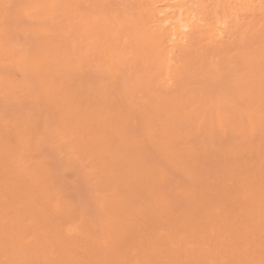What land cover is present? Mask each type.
I'll use <instances>...</instances> for the list:
<instances>
[{
	"label": "bare ground",
	"instance_id": "bare-ground-1",
	"mask_svg": "<svg viewBox=\"0 0 264 264\" xmlns=\"http://www.w3.org/2000/svg\"><path fill=\"white\" fill-rule=\"evenodd\" d=\"M261 67L264 68V0H0V99L10 103L26 97L35 108L28 111L30 115L39 112V105L61 112L59 121L51 125H40L29 116L23 125L22 144H29L32 134H37L40 129H50L58 146L67 149L65 172L75 171V182L83 173L95 181L93 185L98 197L106 199L108 206L102 217L104 238L95 236L91 230L78 228L75 233L99 249L107 250L119 238L128 237L125 231L129 229L125 227L132 224L127 220L131 217L129 213V217H123L127 213H123L122 205L128 203V198L122 196L117 186L119 178L131 176L136 184L134 193H138L142 185H153L156 175L161 184L167 185V179L171 180L172 175L166 171L172 170L170 166L175 164L179 173L187 171L185 176L193 177L191 169H196V164L194 166L189 159L193 157L195 161L202 150L176 148L185 139L183 133L177 131L180 123H196L198 132L208 131L211 137L216 131L224 138L234 135L236 146L230 152L234 155L254 153L264 163V145L255 150L254 142L251 146L247 142L264 136V69ZM73 77L89 96L78 98L77 89L67 87ZM235 78L241 84L234 89L236 82L230 81ZM206 79L210 80L211 88L206 85ZM223 80H228L232 86L219 87ZM213 87L218 88L216 92ZM146 96L156 103L158 111L169 115L158 128L151 122L152 125L143 123L148 126L144 128L148 134L138 140L140 135L136 127L139 121L137 123L138 118L129 110L133 105V111H136L137 107L131 104L133 99L142 101ZM129 120L136 121L132 122L135 133L133 129L129 131ZM146 136L151 137L150 144L155 139L153 145L158 146L162 154L159 155L165 157L161 161L167 159L162 164L166 167L168 162V170L164 171L158 162L147 165L150 155L147 162V154L145 157V150H141L148 143ZM41 141L43 139L39 140V146ZM130 146L137 152L134 153L132 148L131 154ZM7 147L16 155L13 163L29 178L32 188L26 197L21 195L10 202V194L0 195L2 201L11 205L8 211L13 215L12 219L0 221V230L6 236L0 242V252L5 253L8 249L4 246L8 245L12 246V254L30 253L29 258H32L38 249L48 244V233L36 230H41L37 215L42 211L33 203L35 189L61 214L65 209L61 198L55 194L51 168L42 165L31 172L9 141ZM263 169L260 166L255 175L247 176L261 187L247 180L240 185L236 175H229L232 178L226 182L222 180L225 185L235 186L232 192L230 187L227 190L230 195L234 193L228 201L234 205L235 212L217 211L215 220L220 221L208 220L205 228L190 225V220V224L187 222L184 226L174 221L173 228L164 224L165 229L156 222L157 232L154 231L158 236L152 234L156 237L154 246L158 249L165 246L170 254L167 264L176 261L181 264L182 255L186 261L196 259V264H229L228 257L218 256L215 246L217 249L228 248L231 255L235 252L248 254L242 248L228 247L220 240L218 229L229 220L237 227L232 232L238 239L247 236L258 245L253 255L264 256ZM4 177L0 175V183L7 185ZM194 183L197 185L196 181ZM12 190L17 193L16 188ZM152 193L156 211L168 213L173 208L174 203L169 201L162 187L153 189ZM66 207L71 210L68 219L74 221L80 217L73 204H66ZM176 226H183L182 230ZM188 237L191 242H187ZM247 247L251 248L249 244ZM10 258L12 260V256H5L4 262L8 263ZM128 258L131 264H141V259L139 261L131 254ZM156 258L153 259L155 264L159 261ZM56 260H59L56 250L51 248L47 262L53 264ZM260 264L264 262L260 260Z\"/></svg>",
	"mask_w": 264,
	"mask_h": 264
},
{
	"label": "rangeland",
	"instance_id": "rangeland-1",
	"mask_svg": "<svg viewBox=\"0 0 264 264\" xmlns=\"http://www.w3.org/2000/svg\"><path fill=\"white\" fill-rule=\"evenodd\" d=\"M44 38L45 37L41 38L40 40H43ZM260 70H261V73H263L262 69ZM256 71L260 73L258 69ZM236 79L237 78H235V81H233L232 79L230 81L232 84L233 82H236L233 84V87L236 84L234 89L240 83V82H237ZM227 81L223 80V82L218 84L220 85L219 87L224 86L223 88H225L228 85H230L231 87L232 84H230ZM207 82L208 83L206 85H208L211 88L212 86L209 85L210 80H207ZM78 85H79L78 82L75 81V78L73 77L71 81L68 82L67 87L70 89L76 88L78 98L87 97L90 95V94L86 95L85 92L83 91L84 89L82 90V88L79 87ZM93 85L96 86V83H94ZM216 88L217 87L214 88L215 89L214 92H216V90L218 89ZM135 99H133L132 100L133 103H131V104H134V107L135 106L137 107L136 111L134 110L135 114L133 111V105L130 106L131 108L129 111L132 113V116L134 115L138 118V120L137 118L136 120H137V123L139 121L138 125L140 126L138 127L137 125L136 127L137 131L136 130L135 131L137 132L138 135H140L139 136L140 138L139 137L137 138L136 134H135L136 135L135 138L140 140L141 138H143V136H145V134H148V130L147 132H145V129H144L147 125H150L152 123L156 125L158 128V125L162 123L166 118H168L169 113L164 112V111H161V112L158 111V108L155 107L156 103L155 102H154L155 104L152 103L153 101L151 102L148 96L143 98L142 101H140L141 99L138 100V98H135ZM39 107H37L39 108L38 113H35V115H30L28 111L34 110L35 108L28 101H26V97H21L18 102L12 101L10 103H6L4 100L0 99V136H1L0 175L3 174L5 176L4 180H6L7 182V185H3L2 183H0V195L10 194L11 195L9 197V202H10V201L19 199L21 195L22 197H26L32 188L29 178H27L26 175L20 173L19 169H17L13 163V159L15 158L16 155H14L13 152L8 151L7 142L9 141L10 145H13L16 148V152L18 154H21V159H23L24 164L28 166L29 171L33 172L36 170V168L42 165H46L49 168H51L52 170L51 173L53 175V180H54V191H55V194L59 198H61L63 202L62 206L65 209V211L61 214L59 211L54 209L51 206V204L45 202L39 196L37 189H35V192H34L35 195L33 196V203L42 211L40 215H37L38 220L41 221V225L38 228L41 230L39 231L37 228L36 230L38 232L48 233V244H50L52 247H49L48 244L45 243L42 246V248L38 249V251L33 255L32 258H29L30 253L21 254L20 256H18V254H12V252L10 251L12 246L6 245L4 246V248H7L8 250L5 253L3 251L0 252V264H51V261L47 262V258H48L51 248H54L56 250V255L58 256V259H59L58 261L56 260L55 263L53 264H75L76 261H77L76 264H131L129 263L130 260L128 258V255L130 254L132 255V257H135V258L137 257L139 261L141 259L140 261L141 264L142 263L143 264H155L153 259H155L156 256H157L156 259L159 260L157 264H167L170 254L168 253L167 249L164 248L165 246L162 247L163 245H161L162 248L159 247L160 250L156 247V245L154 246L156 237H154L152 234H155V231L157 232L156 222L159 221V223H161L162 229L166 228L164 224L170 226L176 221L177 223L179 222V225L181 224L184 226L187 222L189 225L190 224L189 220L191 221L190 225L193 226L194 224V225H199L205 228V224L209 222L208 220L220 221V219L215 220V218H218V216L215 214L217 211L222 210L224 211V213L227 211L226 212L227 214L230 212H235L234 211L235 208H233L234 205H232V202L230 200L228 201L229 197L232 194H234L232 193L230 195L228 191L230 189H231L230 192L235 190V186L230 187L227 184L225 185V182L229 178L233 177L232 175H236V179H240V183H239L240 185L242 181L247 180V181H250L252 184L256 183V185H258L259 187L262 186L261 184H258L257 182H255L254 179H248L247 177V176L255 175L257 173L256 169H258V167L262 166L264 168V163L260 161L261 157H258L259 155L254 154V153L250 154V152L248 154L244 153L245 155L243 153L239 155H234V152L232 151L230 152V150L236 146L235 141L237 139L235 140L234 135H229L228 136L229 138H224L221 136L223 134H220L216 131L217 133L214 132L212 136L213 138H212L211 135H209L208 131L198 132V126L196 123L182 122L177 126L178 133H183L182 135L185 137V139L181 140L176 145L177 149L192 147V148L202 150V153L201 151L200 153L198 152L199 156L197 157L195 156L197 159L194 158L196 163L195 161H193V157L192 159H189L191 162H194V166L196 164V167H195L196 169L194 170L191 169L193 171V172L191 171L192 174L195 175V176L192 175L193 176L192 178L189 176L187 178V176H185V175H188V172L186 170H185L186 172L179 173L178 171L179 169H177L178 165L176 166V164L174 165V167L170 166L172 170L173 168L175 169L174 170L175 172L172 170H168V168H170V167H167L169 166L168 162L166 164L167 165L166 167H165V164H162L163 162L165 163L167 159L165 161H161V159L164 156L163 157L160 156L162 154L159 153L160 151H158L159 150L158 146L153 145L154 140H155L154 138H153L154 139L153 143L151 142L152 144H150L149 140L151 141V137L149 139L148 137L149 135H148L146 136L148 138V141H147L148 143L146 142L147 143L146 146L144 144L146 148L141 147V150L144 149L146 151V152L143 151L144 153L143 155H145L146 157V154H147V157H146L147 162L149 161V159L150 161L152 160L154 162L150 163L149 161V163H147L145 161V163H147V165L151 164V166H153V164L156 165V162L159 163V164L157 163L158 165L162 164L163 165V166L161 165L162 168L164 167L163 168L164 171L168 170L166 172H170V174L172 175V179L171 180L167 179V185H164V184H161L160 180L157 178V175H156L154 178V183L152 182L153 185H151V183L147 185L144 184L142 185L143 187L139 189L138 193H134L136 184L133 183V180H131L132 177L129 176L126 178L125 176V177L119 178L117 186L119 190L122 192L121 193L122 196L124 197L126 196L128 198V201H127L128 203L122 205L123 213L124 212L127 213L126 215L123 214V217H129V214H130L131 215L130 218L132 219L127 218V220L129 223H132V224H130L131 226L127 225L125 227L126 229H129L125 231V236L128 235V237L126 236L125 238H123L124 240L123 239L120 240L121 238H119L118 240H116L115 242L116 244H114L113 246L111 245V247L107 250L99 249L97 248L96 245H94L93 242L87 239L86 241L83 238H79L77 237L75 233L76 232L75 230H78V228L81 229L82 231L91 230L95 236L101 239L104 238L103 229L105 226H102V217L104 213L107 212L108 206H107L106 199L103 200L100 197H98L97 195L98 192L96 191V187H94L93 185L95 181H91L90 176L83 173L82 175L76 178V182H75V171L71 170L69 173L65 172V166H66L67 159H68L67 149L64 146H58L59 142H56V139L54 140L52 138L55 134L51 133L50 129L48 131L47 130L45 131V128L40 129V131L37 134L35 135L32 134V141L29 144H26V145L22 144V138H23L21 137V135H23L22 129H23L25 120L29 118V116H32V118L36 120L40 125L55 124L59 121L60 117H62L61 112H59L58 110H51L50 108H48L47 105H39ZM125 108L128 109L129 107H125ZM129 122L130 124L128 125H129V128H131L129 129L130 131L133 129V126H132L133 121L129 120ZM135 122H133V124ZM148 122L149 123L151 122V123L148 124ZM143 123H146L147 125L145 124L146 126H144ZM42 133L43 135H41ZM147 138L144 137V139L146 140ZM255 138H254V141L248 140L247 142L250 144V146L254 142L252 146L256 150V148H259L261 145H264L263 144L264 136L262 137L257 136ZM40 139H43V141L40 142L41 145L39 146L38 143ZM261 140H262V143H260ZM132 148L135 149V147H131L128 149L131 152V154H133L134 152ZM204 148H206L207 151L206 150L204 151L203 150ZM136 150L137 149H135L134 153L137 152ZM148 155H150L149 159H148ZM233 155L235 158L233 157ZM238 157H239V160H238L239 162H237ZM246 159L250 161L247 162ZM236 163H238V165ZM183 164H181L182 167H183ZM232 164L233 166L234 165L236 166L233 167L231 166ZM190 166L191 168L194 167L192 165ZM231 167L236 173H234V171L230 169ZM181 169L180 171H182ZM227 170L229 172H227ZM194 171L195 173L196 172H199V173L195 174ZM263 172H264V169L261 173ZM41 173L42 172H40L39 175H41ZM247 173L249 175H247ZM178 174H180L181 176L183 174L184 176L182 177L184 178H182ZM197 174H199V176H202L204 179L201 177L199 180H197V177H199ZM229 175H231L232 177L231 176L229 177ZM223 179L225 180V182L222 181ZM193 180L197 182V185L196 183H194L195 181ZM205 181H207L208 183ZM8 187H11V188H8ZM160 187H162L167 193L166 195L169 201L174 203L172 206L173 208L170 211L168 210L169 211L168 213H166L167 211H162V212L161 210L156 211L157 208L155 207L157 206H154L155 199H154L152 190L153 189L158 190V188ZM12 188H16L17 193L13 191ZM203 191H205L206 193H203ZM184 193L189 194L190 196L184 195ZM198 193H200V195ZM239 202H242V201H239ZM66 204H73L78 209L77 211L80 213L79 214L80 217H77L74 221L72 219H68V217L71 216V210L66 207ZM238 205L240 204L238 203ZM10 206L11 205L7 204V202H4L0 199V219H1L0 221L1 222L2 220L12 219L13 215L10 214V211H8V207ZM139 207H141V209H138ZM147 209H150L151 212L147 213ZM135 210H137L138 213ZM131 211H132V214H131ZM171 211H173L174 213L177 211L176 212L177 214H173V212ZM183 213L185 214L183 215ZM134 215L136 216L134 217ZM156 215L159 216V218ZM161 215L163 216V218ZM231 222H232L231 220L226 221L225 224L223 223L224 226L219 227L218 230H219L220 240H224L223 242L226 243V246L228 247L234 246L237 249L242 248L243 250L247 251L246 253L248 254L235 252V255H231V253L227 250L228 248L227 249L226 248L217 249L215 246L214 248L216 252L219 253L218 256L222 258L228 257L229 264H239L240 262H242L243 264H260V260L264 262L263 255H259V256L253 255V250L258 245H255L253 243V239L248 238L247 236H243L238 239L237 236L232 232V230H236L237 227L236 226L233 227V224H231ZM214 223H217V222H214ZM173 225L171 226L172 228H173ZM183 226H180L181 227L180 230H182ZM180 227L176 226V228H180ZM168 229L170 230V228ZM183 229H185V227ZM38 235L39 233L37 234V236ZM156 236H158V234ZM4 237H6L5 234L3 233V231L0 230V242ZM187 242H191V237H188ZM8 243H9V240H8ZM248 244L251 248L247 247ZM154 247H156L157 249H155ZM132 251H135V254H133ZM136 253H137V256H136ZM5 256H10V257L12 256V260L10 258L9 262L5 263L4 262ZM11 261L13 262L11 263ZM29 261H32V262H29ZM180 261H181V264H196L195 263L196 259H193V260L190 259V261H186L183 255L180 258ZM174 264H178V261H176Z\"/></svg>",
	"mask_w": 264,
	"mask_h": 264
}]
</instances>
